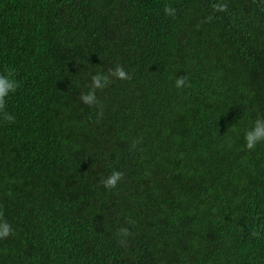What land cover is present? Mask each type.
I'll return each mask as SVG.
<instances>
[{
    "label": "trees",
    "instance_id": "16d2710c",
    "mask_svg": "<svg viewBox=\"0 0 264 264\" xmlns=\"http://www.w3.org/2000/svg\"><path fill=\"white\" fill-rule=\"evenodd\" d=\"M9 71L0 264H264V0H0Z\"/></svg>",
    "mask_w": 264,
    "mask_h": 264
},
{
    "label": "clouds",
    "instance_id": "9594fccd",
    "mask_svg": "<svg viewBox=\"0 0 264 264\" xmlns=\"http://www.w3.org/2000/svg\"><path fill=\"white\" fill-rule=\"evenodd\" d=\"M218 10L223 11L226 9V5L220 4L216 6ZM165 13L169 16L175 15V9L171 6H167L164 9ZM112 77H116L121 80L131 79L130 74L125 70L122 65L117 64L115 68L111 69L109 73L96 72L92 75V85L88 92L83 93L80 99L83 103L92 106L99 103L96 91L102 90L112 82ZM175 86L178 89H182L185 86H190L187 77H178L175 80ZM19 87V82L15 79L14 74L9 71L7 74H0V112L5 114V117L9 121H13L14 117L5 111L7 99L10 94L14 93ZM244 139L246 141V147L249 150H254L258 144L264 142V116H259L253 126L244 133ZM123 173L120 171H113L112 174L103 179L105 188H115L122 180ZM14 234L12 225L4 218L2 212H0V240L8 238Z\"/></svg>",
    "mask_w": 264,
    "mask_h": 264
}]
</instances>
